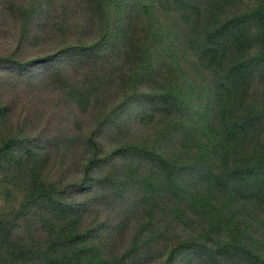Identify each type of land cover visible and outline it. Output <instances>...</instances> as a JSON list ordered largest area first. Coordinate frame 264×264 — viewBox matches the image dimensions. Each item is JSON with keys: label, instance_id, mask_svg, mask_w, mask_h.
Segmentation results:
<instances>
[{"label": "trees", "instance_id": "16d2710c", "mask_svg": "<svg viewBox=\"0 0 264 264\" xmlns=\"http://www.w3.org/2000/svg\"><path fill=\"white\" fill-rule=\"evenodd\" d=\"M84 4L87 12L100 14L107 44L119 43L125 53L141 56L130 95L110 111V120L88 132L92 151L84 194L99 189L107 175L102 169L117 153L100 157L103 134L138 122L154 132L144 147L130 146L127 152L149 162L150 171L131 180L129 169L117 164L112 183L121 198L135 190L140 202L150 199L149 220L124 254L108 259L95 243L104 226L84 229L79 208L32 164L33 184L23 189L26 200L48 207L61 224L43 218L47 239L33 248L14 240L16 224L0 220V249H5L0 264H143L156 248L157 235L181 226L186 234L171 246L163 264H264V0ZM50 11L43 0L29 6L31 20L24 23L18 42L39 32L48 22L42 13ZM139 25L146 32L136 29ZM136 34L145 36L137 41ZM73 52L83 53L66 46L44 60L70 58ZM6 62L20 68L37 61L9 57ZM160 74L168 88L146 93L143 80ZM95 87L73 98L82 112L98 101ZM130 111L137 112L136 120L127 118ZM8 114V107L0 105V125ZM20 142L25 143L5 137L0 159L22 165L37 155L29 149L17 154ZM29 206L14 219L24 218Z\"/></svg>", "mask_w": 264, "mask_h": 264}, {"label": "rangeland", "instance_id": "374dc122", "mask_svg": "<svg viewBox=\"0 0 264 264\" xmlns=\"http://www.w3.org/2000/svg\"><path fill=\"white\" fill-rule=\"evenodd\" d=\"M35 1L0 0V105L8 107L9 113L0 125V147L5 137H20L25 143L15 145L17 154L26 149L37 153L22 165L0 159V220L16 224L14 240L31 244L33 248L44 245L47 239L42 230L43 218L56 227L61 224L48 207L29 204L26 200L23 189L33 184L31 166L35 164L40 166L42 177L56 184L63 197L79 208L84 229L104 226L97 237L100 240L95 243L110 259L124 254L138 230L147 226L150 202V199L140 202L135 190L121 198L112 183V177L120 170L115 166L120 164L121 170L129 169V179L141 180L150 171L151 164L127 150L130 146L144 147L146 136L154 131L134 122L103 134L105 146L100 150V157L103 153V157L116 150L117 153L102 169L106 179L90 195L84 194L89 188L84 176L88 173L87 159L92 151L88 132L98 127L100 121L110 120V111L130 95L131 77L141 56L127 49L125 53L119 43L107 44L100 14L87 12L84 0H43L50 3L51 11L41 16L48 22L39 32L33 30L30 40L19 43L24 23L31 20L26 9ZM136 29L146 32L141 25ZM144 36L136 34L135 37L140 41ZM66 46L83 53L44 60ZM9 57L22 63L37 62L15 68L6 62ZM164 76L144 79L143 90L149 93L162 90L160 87L168 88ZM92 86H96L98 101L82 112L73 98ZM126 116L131 121L138 117L132 111ZM134 185L131 183L130 187ZM25 205L30 206L24 218L15 220L16 212ZM175 229L157 235L156 248L143 264H163L171 246L186 234L183 226ZM4 251L0 249V253Z\"/></svg>", "mask_w": 264, "mask_h": 264}]
</instances>
